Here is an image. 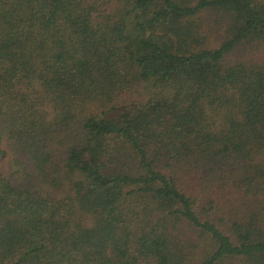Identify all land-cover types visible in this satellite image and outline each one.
Listing matches in <instances>:
<instances>
[{"label":"trees","instance_id":"16d2710c","mask_svg":"<svg viewBox=\"0 0 264 264\" xmlns=\"http://www.w3.org/2000/svg\"><path fill=\"white\" fill-rule=\"evenodd\" d=\"M0 264H264V0H0Z\"/></svg>","mask_w":264,"mask_h":264},{"label":"rangeland","instance_id":"374dc122","mask_svg":"<svg viewBox=\"0 0 264 264\" xmlns=\"http://www.w3.org/2000/svg\"><path fill=\"white\" fill-rule=\"evenodd\" d=\"M216 16L214 15H204L203 19L206 20V26H205V31L209 34L210 38L214 40H217V33H209L210 29H211V26L215 24V21H216ZM204 35L206 36L205 32H204ZM207 37V36H206Z\"/></svg>","mask_w":264,"mask_h":264}]
</instances>
